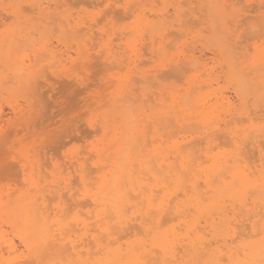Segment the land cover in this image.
I'll return each instance as SVG.
<instances>
[{"label":"bare ground","instance_id":"obj_1","mask_svg":"<svg viewBox=\"0 0 264 264\" xmlns=\"http://www.w3.org/2000/svg\"><path fill=\"white\" fill-rule=\"evenodd\" d=\"M3 1L1 3H3ZM55 1L58 2L59 0H18V5L24 2L28 4L30 3V7H25L27 10L29 8L33 10L35 7L34 10H38V15L44 19H47L45 12H47L50 8L49 3L51 4V2ZM64 1L68 2L67 0ZM129 1L133 2V0ZM145 1V6L153 4V2L150 0ZM184 1L175 0L172 3L162 1L163 5L160 3L162 8L156 11L155 7L154 10L156 12L153 11L155 14L148 17L150 19L151 17L156 18L152 20H149L147 17H145V9L140 10L141 15L137 18V24L131 31V38L127 40L126 47L130 48V50H133L136 43L139 41V37H141V35H143L146 31V33L149 34V37L152 39V42L155 37L159 39L160 50V48H162L161 45H163L161 43L162 41L164 42L165 39V31H167L168 28L166 27V25H168L167 21L171 18L176 19L177 21L180 20L179 17L182 14L181 7L185 5L183 3ZM60 2L56 3L58 4L57 6H64V3L61 5ZM44 3L46 6H43ZM201 3L206 9L205 12H207V17L209 18L208 21H210L212 31L214 33L213 46H215L218 54L217 56L219 57V59H216H218L219 63L222 65V69H225L224 78L233 89V94L237 99L236 101H238L237 105L239 104V108L236 106L238 111L236 112V110H233V103L230 101L232 97L230 98L228 93L226 94L220 92L217 94L216 92L212 93V91L209 90L210 88L212 89L214 86L213 84H219L218 78L215 79L213 77L215 80H209L206 77V81L209 80L206 82L204 81L205 79L200 80L198 75L201 74L197 75L199 77V81L197 78H195L197 76H192L189 78L187 87L185 89L181 90L174 88L173 90L171 89L172 91L165 92L169 97V102L166 101L168 100V97L166 98L165 94L162 93L161 96L164 95L166 99L164 97L163 99L159 100L155 98L154 106L147 105L149 109L146 110L142 109V107L137 108L133 105L134 102H136L134 101L136 99L130 100V98H127L129 96L132 97L133 94H129V96L126 95L129 93L128 90L130 91L133 88L127 89V83L123 79H119L121 80V84H119L118 87L119 94H117V96H115L113 99V101L115 100L113 104L116 103V108L113 107L112 110H110L104 117V138H102L104 140L102 142L100 141L91 150L95 154V158H98V162L96 161L97 164H93V166H98V164L101 163L102 164L98 167H95V171L93 168H88L87 170V163H84L87 158H79L81 160L80 161L75 156V161L77 162L78 160V164L77 166L75 165L76 167H73L74 163L71 165L75 174L77 175L78 181L76 182L79 185L77 183L76 184L80 188H74L75 181L74 184L72 183V180H74L76 177L74 179L72 178L71 180L70 177L64 176L63 173L56 172L57 170H60L58 168L52 169L53 173L56 174H52L51 180L47 181L49 178L46 179L45 177L44 180H42L41 178L43 177L41 176L43 173L41 172L42 174H40L39 167L37 166V168H35L34 162L32 164H29L28 162V165H34L33 168L38 169V171L35 169L33 170L35 173L36 171L39 172L36 173V175L32 172V169L30 170L32 172L31 177L34 175L36 176L34 178L37 180L34 178H28L27 184L29 185L30 189L27 190L26 193H21L20 195L16 194L17 196L13 198L15 192H9V194L12 193L13 195L11 194L8 197L7 193V201L6 196L4 199L6 202L3 203L4 200L1 201L0 264H41V262H44V264H49V262L53 261L57 262V264H59L61 261H63L64 264H69V262H71V264H134V262L138 259L156 262V264H164L165 261L167 264H262V261H264V248L261 246V239L264 237V127H262V122H264V16H258L260 21L258 20L259 23L257 24V20H255L257 16L255 15V25H249L252 28H250L252 32L256 29V31L258 30V33H261L262 35V42L259 45H253V53L251 51L252 54H249L250 52L247 46L246 48L244 46V48L239 47L241 50H238L237 45L235 46L237 43L236 38H239L237 32L239 29L238 22H243V20H239L241 15L232 17L234 11H227L228 7L226 8L225 0H201ZM78 4H80L79 1ZM132 4L134 5V3ZM131 5H129V7ZM203 5H201L200 10L202 9ZM262 5L264 6V4ZM52 6L55 8V5ZM138 7L141 9L143 6L138 5ZM57 8L58 7H56V9ZM73 8L75 9V6L72 7V9ZM14 9L16 10H12L11 12L17 14V7H14ZM110 9L112 10V8ZM122 9H124L123 11L125 12L127 8L125 7ZM128 9L130 10V8ZM195 9L199 11L198 8L195 7L194 10ZM255 10L253 11L255 12ZM24 11L26 10L23 9L22 12ZM28 11H26V13L31 12ZM51 12H47L48 15H51L48 16L49 18L51 17V19L48 18V22L50 23L52 20L49 25H54V21H56V18L54 17L57 15L54 12L53 14L56 16L52 17L53 15ZM76 12L78 14L80 13L78 11ZM21 13L20 15H22ZM121 13L119 15H121ZM238 13L239 12H237V14ZM109 15H112V13H109ZM116 15L118 16V14ZM2 16L4 15L1 14L0 18ZM70 16L62 15L59 19L60 21L57 20L59 25L58 28L55 27V29H59V31H57L60 32V34H65V36L67 34L68 36H73L72 38L70 36V38L74 40L77 45L74 46H76L79 50L78 52L75 51L77 56L80 60H83L88 64L91 59V52L88 53L89 48L86 50L84 49L85 51H83L82 47L85 48L86 45H89L87 44L89 41L92 42L91 37H86V32H84L86 28L83 29L80 26V22H75ZM128 17L124 18L128 19ZM184 17L185 16L183 15V18ZM104 18L105 17L102 19ZM121 18L123 19V16H121L119 19ZM36 19H39V17ZM119 19L118 23L121 21ZM25 20H22V24ZM40 20V23H45V20ZM98 20H100V18ZM227 20L234 22H232L234 24V29H231L227 26ZM197 21L202 20L199 19ZM188 22L190 21L188 20ZM203 22L204 21L201 23ZM40 23L37 25L33 23H27L26 25L25 21V27H21L22 24H17L14 26V28L5 30V33H1L0 67L3 65L4 68H6V71L1 72L3 69H1L2 67L0 68V90H3L4 86L8 84L7 82L10 78L12 82L19 83V85H13L17 86L14 87V89H20L24 84L29 86L32 85L33 81H38L37 75L39 73H43V75L47 74V72H42V70L44 71V68L47 70L45 67L46 65H48L49 68H52L56 64L57 67L60 66H58L59 63L56 60L58 58L55 59V57H59V55H55L57 54L55 52V54L51 53L50 51L52 50L49 49L52 46L50 45L52 43H50V39L48 38L51 37L49 36L46 38V33H41L43 29L42 31H39L41 27ZM45 24L47 31L48 23L46 22ZM242 24H240L239 27L242 26ZM87 25L91 26L90 24H86V26ZM89 26L87 29L90 28ZM247 27L248 26L244 28ZM79 31L83 32L84 35L83 33H79ZM243 31L245 32V29H242V32ZM52 32L55 33L54 29ZM88 32H91V30H88ZM180 32L179 35H182ZM48 33L50 32L48 31ZM126 33L127 32L124 34L128 35L129 32L127 34ZM97 34L98 33L96 32V35ZM173 36L174 35H172V37ZM113 38L115 39V37ZM234 40L236 41L234 42ZM22 42L23 44L25 42V45H22ZM26 43L31 45L30 46L27 44L28 49L31 48V50H33L32 48H34L36 53L39 52V56L38 54L36 55V53L35 55L37 57L34 55L35 60L38 62L32 61L33 65L30 64V60H32L31 56L29 57L30 60H28L27 57L29 55L27 56L26 54L21 53L23 49L22 47L20 48V44L24 49H26ZM170 43L172 44V48L174 43ZM145 44L144 46H146ZM90 46H93V44L91 43ZM110 47L108 46V50L105 49L106 51L105 55L103 54V60L107 64L108 61H110L111 66L113 65L112 63H116L119 68H116V64L113 67L119 70L120 66L124 63L122 62V58H125L124 56L126 55L119 57L118 52H112V50L109 49ZM164 48L168 49L169 47ZM81 50L83 52H81ZM142 52L145 56L146 52ZM28 53L30 54V51ZM45 55L48 56L45 57L46 59L48 58L46 61H50L48 63L45 62L46 64H43L44 62L41 63L43 65H40V67L38 66L39 68L37 69V63L40 62L39 58L41 59V57H43L42 59H45ZM189 55L186 56L188 59L186 58L185 63L186 65L188 64V67L190 65L196 67L198 64L200 67L202 66V62L200 63L199 61L198 63V59L196 60V58H199V56L195 58L193 54L190 57ZM26 59L29 61V64L27 65H25ZM98 59L96 60L98 61ZM154 59L155 58H153V60ZM61 60L62 59H59L60 62ZM126 60L129 59L127 58ZM183 60L181 59L180 62L177 61V63H175L179 66L185 62ZM51 61L52 63L56 62V64L52 65ZM97 61L96 63L98 64L100 60L98 62ZM181 61H183V63ZM148 62L149 61H147V63ZM171 62L173 64V61ZM34 63H36V65H34ZM143 64H145V62ZM150 64H152V62ZM176 64L173 65L174 70L177 68ZM185 64L184 66H186ZM51 65L52 67H50ZM139 65L141 66V63ZM168 65V69H171L172 66L170 67V64ZM184 66L182 67L183 69ZM192 66L190 67L191 69ZM85 67L90 69V66ZM104 67L108 68L106 65ZM40 68H42L41 71ZM109 68L111 69L110 64ZM178 68H181V66ZM198 69L199 68H197L196 71H198ZM162 71L164 72V70ZM165 71L168 70L165 69ZM178 71L180 70L178 69ZM184 71L186 73V70ZM5 72H8L11 75L9 76L10 78ZM97 72H99V70ZM40 74L39 76H42V74ZM47 75L49 76V74ZM159 75L160 74H158V76ZM206 75L208 76V74ZM148 77H139V80L141 79V83L146 85L150 81ZM153 79L150 82L155 80ZM45 80L47 81L46 77ZM129 82L131 83L130 79ZM141 83L139 82V84ZM38 84L33 83V86L29 87L33 88L32 90H35L37 88L34 89V87H36ZM101 85L99 84V86ZM154 85L155 84L153 83V88H155ZM29 87L27 89L32 91L29 89ZM85 87H87V85ZM205 87L207 90L203 91V88ZM97 88L99 87L97 86ZM105 88L107 89V87ZM156 89H158L157 86ZM81 90H83V87L82 89L80 88V92H84ZM151 93L152 92H150V94ZM156 96H158V94ZM95 97L97 96H94V98ZM150 97L151 96L148 98ZM84 98L86 99V97ZM90 100L91 99L89 97V100L86 101V103ZM251 111L253 115H251ZM254 114H257L258 116L255 117ZM222 115H224L225 121H221ZM241 117L248 122V125L243 128L236 124V122L238 123L242 120ZM1 119L2 118L0 115V120ZM235 120L238 121L235 122ZM222 122L224 123L223 126L225 127L222 126ZM94 127L96 128V126ZM86 131H88V129ZM86 131L84 133H86ZM72 132H74V129L70 132V138L73 136ZM78 132L80 133L81 131ZM93 132L94 128L92 130V133ZM90 134L89 136H91ZM90 138L92 139V136ZM219 142L224 146L223 148H221ZM236 144H239L240 147L234 152L233 149L235 148ZM248 145L255 147L254 151L255 154L257 152L259 162L258 165L251 166L252 161L249 160V157L245 154L247 151L244 152V149H248L245 148ZM87 146L90 147V145ZM86 155L88 156L87 153ZM245 155L248 158H246ZM90 156L89 158H94V155L91 154ZM253 158L256 159V157ZM249 161H251V163H249ZM65 165L66 164H64V166ZM47 168L49 167L47 166ZM40 169L43 168L41 167ZM22 170L25 171V169ZM91 171L94 172L92 173ZM14 174L16 177L19 176L17 175L19 174L18 172L17 174ZM38 174L40 175L38 176ZM29 176L30 173L27 177ZM38 177L41 181L38 179ZM85 182L87 183L89 189L87 193L84 192ZM97 197L99 198L98 200L96 199ZM63 198H66L67 202L66 200H63ZM47 200L57 202L52 204L53 202L49 203ZM68 201H70V204ZM87 206L89 207L87 208ZM103 207H106L110 210L109 216L115 215V213L111 211L113 208L120 210L124 207L134 209L135 215L129 211L128 216L124 218L123 227H116L113 225L111 237L108 236L107 232L102 233L104 239L101 243L99 242L97 233L100 232L101 225L106 227L107 224L103 220V212L100 213L101 220H97V210L98 208ZM69 209H71L74 215L78 216V220L71 223L70 225L69 221L71 220V217L68 215ZM65 225L69 226L65 227ZM3 227L10 229L8 230L10 232H8L7 229H3ZM15 239L19 242V246L15 244L16 242L14 243ZM17 246L21 247V249H18ZM4 254L8 255V257L5 255L6 258H4Z\"/></svg>","mask_w":264,"mask_h":264},{"label":"rangeland","instance_id":"obj_2","mask_svg":"<svg viewBox=\"0 0 264 264\" xmlns=\"http://www.w3.org/2000/svg\"><path fill=\"white\" fill-rule=\"evenodd\" d=\"M2 1L3 0H0V16L2 14L5 17L2 16L0 18L1 19L0 20V23H1L0 24V35L3 32L5 33V30H9V29L14 28V26L17 25V24L21 25L22 24V20L26 19L25 20L26 21V25H27V23H29V24L33 23V24L37 25V24H39L41 22L40 19L45 20V23L46 22L48 23L47 24V31H46V24L44 22L40 23V26L42 28L40 27L39 31H42V29H43V31L41 33H44V34L46 33L45 34L46 38H48L49 36L51 37V38H48V39H50L49 40L50 43H52V44H50L52 46L51 47L49 46L50 47L49 49L52 50V51H50L51 53H53V54L57 53L55 55H59L60 58L57 56V57H55V59L58 58L56 60L59 63L58 66L59 65L60 66L59 67L56 66L57 65L56 64L57 61L55 60L56 61L55 63H52V61H51V63H52V65L56 64L55 65L56 67L55 66L52 67V65H51L50 67H52V68H49L48 65H46L45 67H46L47 70H45V68H44V71L42 70V68H40V71L42 70V72H44V73L47 72V74H49V76L47 74L43 75V73H41L42 76L46 75L45 76L46 79H47V81H46L45 77L39 76V74H40L39 73L37 75L38 79L36 78L38 81H35V82L33 81L32 85H29L30 87H32L33 83L34 84H38L39 83L38 85H36V87H34V89L37 88L35 90H32L33 88H30L26 84H24L23 87H21L20 89H14V87H17V86H13V85H17V84L19 85V83L12 82V80H10L11 78L9 77L11 75L8 72H5L6 74H8V77L10 78L9 80L11 82L7 78V80H8L7 83L8 84L4 86L3 90L2 89L0 90V115H1V118H2L0 120V154H3L4 152H8L9 154H14V155H16L17 157L20 158L22 163L16 164L15 165L16 167L14 166L15 169H13L11 176H8L5 173H3L2 171H0V202L5 199V196H6V201H7V193H8V197H9V195L12 194V193L9 194V192H13V193L15 192L13 198H15L17 195H20L21 193H26V191L30 189L29 185L27 184L28 183V178L29 179L30 178L33 179L34 177H36L34 175H33V177H31V175H32L31 173L32 172L35 175H36V173H39V172H40V174L43 173L42 176H41V177H43V178H41L42 180H44V177L46 179L49 178V179H47V181L51 180L52 179V174H56V173H53L52 169H54V168L60 169V170H57V169H55V170H57L56 172L63 173L64 176L70 177L71 180H72V178L74 179L76 177L75 178L76 180L75 179L72 180V183L74 184V181H75L74 188H77V189L80 188L79 186H77L78 183L76 181H78V179H77V175L75 174L74 169H73V167L75 165L77 166V164H78V160H77V162L75 161L76 157L78 159L79 158H87V160L85 159L86 161L84 162L85 164L87 163L86 164L87 170H88V168H90V169L93 168L94 171H95V169H96L95 167H98L99 165L102 164L101 163V164H98V166L97 165L93 166V164H97L98 158H95V154L91 150L100 141L102 142L104 140V139H102V138H104V128H103L104 127L103 126L104 125V117L107 115V113L110 110H112L113 107L116 108V103L113 104V102L115 101V100L113 101V99H114L115 96H117V94H119V88L118 87H119V84H121V80H119V79H123L127 83V87H128L127 89H132L133 88L130 91L128 90L129 93L126 94L128 96H129V94L130 95L133 94L132 97L131 96L127 97V98H130V100L136 99V100H134L136 102H134L133 105L135 107H137V108L138 107H142V109L146 110V109H149L147 107V105L148 106L149 105L154 106V104H155L154 99L155 98H157V100L163 99V97L165 98V96L167 98L168 96L166 95L165 92L172 91L174 88L181 89V90L185 89L187 87V82H188L189 78L192 77V76L194 77V76H197L198 74H201V75H198V76L200 77V80L205 79L204 81H206V77L209 80L210 79H214V78L215 79L218 78L219 84L218 85L213 84L214 86L212 87V89L210 88L209 90L212 91V93L216 92L217 94H219L220 92H223V93H226V94L228 93L230 98L232 97V99H230V101H231V103H233V110L234 111L236 110V112L238 111L237 108H239V106H238L239 104L237 105L238 101H236L237 99L235 98V96L233 94V89H232L231 85L225 81V78H224L225 69H222V65L218 61L219 57L217 56L218 54H217V51L215 49V46H213V44H214V39H213L214 33L212 31V27H211L210 21H208L209 18L207 17V12H205L206 9H205L204 5L201 3V0H198V1L192 0L193 2L191 0H187V1L186 0L185 1L181 0V1H184L183 3L185 4V5H183L181 7L182 8V14L185 17L187 16L186 17L187 21H186L185 17H184L185 18V20H184L182 14H181L182 17H181V15L179 17V19H180L179 21H177L176 19H173V18H171V19H169L167 21L168 25H166V27H168V28H167V31H165V37H164L165 39H164V42L162 41V43H161L163 45H161L162 48H160V50H159V42H160L159 39L155 37L153 39V42H152V39L149 37V34H147L146 31H145V33L143 35H141V37H139V39H138L139 41L136 43V45L133 48V50H130V48L126 47V42H127V40H129L131 38V34H132L131 31L137 24L138 16L141 15L140 14L141 13L140 10L145 9L144 14L148 15V16L145 15V17H147V19H149V20L156 19L154 17H151V19L148 18V17H150V15L155 14V12L157 10L162 8L163 2L166 1L167 3H172L175 0H170V1H168V0H158V1L157 0H154V1L150 0L151 2H153V4H149L148 5V3H147L148 6H145V4H146L145 0H142V1L141 0H133V2H130L129 0H117V1L116 0H114V1L113 0L112 1L111 0H104V1L102 0L103 2L99 1V0H95V1L94 0L93 1L92 0H86V1L85 0H83V1L82 0H73V1L71 0L72 3L70 2V0H67L72 5L70 3L64 1V0H59L58 2H56V1L55 2L59 3L60 1L61 2L63 1L62 3L60 2V4L62 5L64 3V6L63 5L62 6H57L58 4H56L55 2H51L52 5H55V8H54V6H52L49 3L50 8L47 11L48 13H49V11L50 12L52 11L51 12L52 15H53L52 17L57 15L56 17H54V18H56L55 19L56 21H54L55 22L54 25H52V24L49 25L52 22V20H51L50 23L48 22V20L51 19V17L49 18L48 16H51V15H48L47 12H45V15H46L47 19H44L43 17L39 16L38 15V10L37 9L34 10L35 7L33 8V6H32L33 10H31L29 8L30 10L29 9L28 10L31 11V12L30 13H26V11H28L26 8L31 6L30 3L29 4L26 3V2L21 3L20 5H22L23 9L26 10V11L22 12L21 9L17 7V14H14L11 11L12 10H16V9H14L13 6L14 5L18 6V4H19L18 0H6V2L4 0L3 3H1ZM78 1H79L80 4H78ZM96 1H98V2H96ZM218 1H221V0H218ZM66 3H68V4H66ZM132 3H134V5ZM241 3H243V4H241ZM106 4H112V5H124L125 4L124 6L127 8L125 10V12L123 11L124 9H122V8H125V7H119V6L112 7V10L110 8H106L107 10L104 9L105 13L107 14V18L113 19V20L115 19L114 21H116L115 22L116 23V27L115 28H111L110 27L112 30L109 28V30H108L109 32H107V34L104 31L101 30L104 27L103 23L100 24L99 28H97L94 24H91L92 23L91 15H94L95 13H99L101 8H102V6L106 5ZM200 4L203 5L202 9H201L202 11L200 10V8H201ZM262 4H264V3H262V0H244V1L243 0L242 1H240V0H225L226 8L228 7L227 11L228 12L234 11V13L232 14V17H234L236 15L237 16H239V15L242 16V17L240 16L239 20H243V22H242L243 24L241 23V21L238 22V24L239 25L242 24V26L239 27V25L237 24L238 28H239L237 30L239 38L238 39L236 38L237 43L235 44V46L236 45L238 46V50H241V48H244V47L246 48V46H247V48H249V52H250L249 54H252L253 53V45H259L262 42L261 33H258V30L256 31V29L253 30V32H252L251 31L252 28L249 26L251 24L255 25V20H257V24H258L259 23L258 20L260 21L258 16H260V15L264 16V14H263L264 13V9H260V8H264V6ZM69 5H71V6H69ZM129 5H131V6L129 7ZM138 5L143 6V7L141 9H139ZM158 5H159V7H158ZM43 6H46V4L44 3ZM74 6H75L76 10L74 8L72 9V7H74ZM152 6H154V7H152ZM56 7H58V8L56 9ZM155 7H156V11L154 10ZM191 7H193V8H191ZM195 7L198 8L199 11L197 9L194 10ZM4 8H6V9H4ZM128 8H130L131 11ZM120 9H121V11H120ZM80 10H82V11H80ZM185 10H186V14H185ZM253 10H255V12ZM76 11H78L80 13L78 14ZM112 11H114V12H112ZM128 11H130V12H128ZM153 11H155V12H153ZM183 11H184V13H183ZM54 12L56 13V15L53 14ZM121 12H123V13H121ZM237 12H239V13L237 14ZM20 13L22 15H20ZM70 13H71V16H70ZM109 13H112V15H109ZM120 13H121V15H119ZM147 13H149V14H147ZM116 14H118V16H120V17L123 16L124 20L122 18L119 19L120 17H118ZM15 15L18 16V17H16ZM62 15H64V16L65 15L66 16L69 15L72 19H74L75 22L76 21L80 22V24H81L80 26L83 29L84 28L87 29V27L89 26V25L86 26V24H90L91 25V26H89L90 28L87 29V30L85 29L86 31L84 30V32H86V34H85L86 37H91V41L92 42L89 41L87 43V44H89L88 46L86 45L85 48L82 47L83 51H85L86 49L89 48L88 53L91 52L90 54L92 56V57L90 56V58H91L90 61H89L90 63L88 62V64H87V62H84L83 60H80L79 57L77 56L76 52H78L79 50L77 49V47H76L77 45L74 42V40L71 39L73 37L72 35L69 34L71 36V38H70V36H68V34L66 35L68 37H66L65 34H60V32H58L59 29H57L58 31L55 29V27L58 28V25H59L58 23L59 22L57 20H59ZM255 15L258 17V19H257V17ZM10 16H11V18H10ZM19 16H20V18H19ZM38 17H39V19H36ZM124 17H128V19L124 18ZM200 17H203V18H200ZM255 17H256V19L254 20ZM2 18H4V19H2ZM5 18H6V20H5ZM99 18H100V20H105V18L102 19L103 17H97V19H99ZM117 18L119 20H121L119 23H118V19ZM199 19L204 21V22L201 23L202 21H197ZM188 20L190 22H188ZM25 21H23V24H22L21 27H25V24H24ZM182 21H184V22H182ZM181 22H182V24H181ZM232 22L233 21H231V20H227V26L229 28H231V29H234V24H233L234 22L233 23ZM174 24H175V26H174ZM181 26H183V27H181ZM246 26H248V27L244 28ZM241 28L243 30L245 29V32L244 31L242 32ZM53 29H54L55 33L52 32ZM177 29H178V31H177ZM88 30H91V32H88ZM48 31L51 34L48 33ZM96 32L98 33L97 35H96ZM125 32H127V33L129 32L128 33L129 36L125 35L124 34ZM179 32L182 35H179ZM79 33H83V32L79 31ZM176 33H178V34H176ZM88 34H90V35H88ZM114 34H116V35H114ZM256 34H258V35H256ZM83 35H84V33H83ZM105 35H107V36H105ZM172 35H174L173 37L175 39L172 37ZM112 36L115 37V39ZM178 37H179V39H178ZM253 37H256V38H253ZM258 37H260V38H258ZM118 38H119V40H118ZM68 39H69V41H68ZM102 39L103 40L105 39V40L103 41ZM243 39H244V41H243ZM98 40H99V42H98ZM236 40H234V42ZM240 40H241V42H240ZM108 41L109 42L112 41V42L109 43ZM170 42L174 43L172 48H171L172 44ZM91 43L93 44V46H90ZM145 43H147V44H145ZM27 44L28 43H26V49H24L23 46H22V45H25V42H24V44L22 42V45L20 44V48L22 47V49H23V50L21 49L22 50L21 53L22 54H26L27 56L29 55L27 57L28 60H30L29 57L31 56V59H32V60H30L31 62L32 61L38 62V61L35 60V57H34V55L36 53V51H34L35 49L34 48H32L33 50H31V48L28 49V45H30V44H28V45ZM144 44L146 46H144ZM165 44H167V45H165ZM74 45H76V46H74ZM94 45H96V46H94ZM154 45H155V47H154ZM108 46L109 47L111 46L109 49H111L112 52H116L117 51L118 54H119V57H123L122 55H126L127 58L129 59V60H126L127 59L126 56H124L125 58H122V62H124V63L123 64L121 63L122 65L119 64V65H121L120 69H119L121 71L116 69V68H119V66H117L116 63H112L113 65L111 66L110 61H108V64H107L103 60V57H104L105 51H106L105 49L108 50ZM164 47H167V48L169 47L170 49L169 48L165 49ZM176 47L179 48V49H177ZM239 47H241V48L239 49ZM127 50H128V52H127ZM154 50H155V52H154ZM29 51H30V54L28 53ZM83 51L81 50V52H83ZM142 51H144V53L146 52L145 56H144ZM251 51H252V53H251ZM98 52H100V53H98ZM194 52H195V54H194ZM37 54L39 56V52L36 53V55ZM148 54H150V55H148ZM192 54L194 55L195 58L197 56H199V58H196V60L198 59L197 60L198 63H199V61H200V63L202 62V64H201L202 66L201 67H200L199 64L196 67H194L192 65H190L188 67V64L187 65L185 64L186 63V58L188 59V57H186V56L189 55V57H190V56H192ZM94 55H95V58H94ZM157 55H158V57H157ZM46 56L47 55H45L44 58ZM96 57H98L99 59L96 58ZM33 58H34V60H33ZM42 58L43 57H41V59L39 58L40 62L37 63V69L40 67V65L46 64V63H48L50 61V60H48V62L46 61L48 58L47 59L46 58L42 59ZM153 58H155V59L153 60ZM216 58H218V59H216ZM27 59L25 61V65L29 64V61ZM59 59H62L63 62H62V60L60 62ZM96 59H98V61L100 60V62L98 64L96 63V61H97ZM181 59L182 60L184 59L183 61H185V62L183 63V61H181L183 64L178 66L176 63H177V61L180 62ZM91 60H93V61H91ZM155 60H156V62H155ZM102 61H104L103 62L104 64L101 63ZM147 61H149V62L147 63ZM150 61L152 62V64H150L151 63ZM171 61H173V64H172ZM31 62H30V64L33 65V62L32 63ZM144 62H145V64H143ZM41 63H43V64H41ZM60 63H63V64H60ZM76 63H78V64H76ZM91 63L92 64L95 63V64H93L94 66ZM140 63H141V66L139 65ZM174 63L177 65V68L181 66V68H178L181 72L178 71L177 68H175V70L173 69L174 68L173 65H175ZM101 64H103L104 66L105 65L108 66V68L107 67L105 68ZM109 64H110L111 69L109 68ZM115 64H116V68L113 67V66H115ZM146 64H148V65H146ZM168 64H170V67L172 66L171 69H168V66H169ZM184 64L186 66H184ZM34 65H36V63H34ZM182 65L184 66V69L182 68L183 67ZM85 66H87V67L90 66L89 67L90 69L86 68ZM191 66H192V69L190 68ZM1 67L0 68L3 69V70H1V72L2 71H6V68H4L3 65H1ZM135 67H136V69H135ZM193 67H194V69H193ZM219 67H220V69H219ZM132 68H133V70H132ZM195 68L196 69L199 68L198 71H196ZM156 69H159V70H156ZM165 69L168 70V71H165ZM203 69H205V70H203ZM98 70H99V72H97ZM162 70H164V72ZM184 70H186V73H185ZM191 70H193V71H191ZM212 70H213V72H212ZM161 71H162V73H161ZM214 71H216V72H214ZM218 71H219V73H218ZM175 72H176V74H175ZM183 73H185V74H183ZM158 74H160V75L158 76ZM177 74H179V75H177ZM181 74H182V76H181ZM206 74H208V76ZM216 74H218L219 77ZM148 76H150V77H148ZM198 76L195 77V78H197L198 81H199V77ZM201 76L202 77L205 76V77L202 78ZM139 77L140 78L141 77H148L150 81L154 78L156 81L154 79H153L154 81H152V82L147 80L149 82H148V84H146L147 85L146 86L144 83H141V81H140L141 79L139 80ZM62 78H63V80H62ZM165 78H167V79H165ZM129 79H130L131 83L129 82ZM169 79H171V80H169ZM197 79H195V80H197ZM100 80H103V81H100ZM163 81H165V82H163ZM173 81H176V82L178 81L179 83L178 82L176 83V82H173ZM208 81H206V82H208ZM139 82L141 84H139ZM156 82H157L158 85L156 84ZM172 82H173V84H172ZM153 83L155 84L154 85L155 88H153V86H152ZM83 84H84V86H83ZM99 84L100 85L102 84L101 86H103V87L99 86ZM42 85H44V86H42ZM86 85H87V87H85ZM183 85H185V86H183ZM21 86H22V83H21ZM97 86L100 89L97 88ZM156 86H157V88L159 90L156 89ZM28 87L32 91H29L27 89ZM82 87H83V90H81V91H84V89L86 88L85 91H84L85 93L84 92H80V88L82 89ZM105 87H107V89ZM69 88H70V90H69ZM140 88H142V89H140ZM76 89H79V90H76ZM127 89H126V91H127ZM136 90H137V92H136ZM141 90H143V91H141ZM204 90H207V88L206 87L203 88V91ZM147 91H148V93H147ZM150 92H152L153 94L152 93L150 94ZM162 93L165 94V96L164 95L161 96ZM96 94H98V95H96ZM155 94L156 95L158 94V96H156ZM94 96H97V97L94 98ZM149 96H151V97L148 98ZM84 97H86V99ZM89 97H90L91 100L89 102H87L88 103L87 104L86 101L89 100ZM167 99L168 100H166V101L169 102V97ZM142 100H143V102H142ZM149 100H151L152 102L149 101ZM91 101H92V104H91ZM144 101H147V102H144ZM85 104H87V105H85ZM236 106H237V108H236ZM14 108H15V110H14ZM250 110H251V108H250ZM251 115H253L252 111H251ZM257 116L258 115L256 114L255 117H257ZM252 117H254V116H252ZM223 120H224V115L221 116V121H223ZM236 121H238V120H235V122ZM241 121L238 122V123L236 122V124L239 127L243 128L246 125H248V122L245 119L242 118ZM223 125H224V123L222 124V126ZM78 126H79V128H78ZM86 126H87V128H86ZM94 126H96V128ZM223 127H225V126H223ZM93 128H94V132L92 133ZM73 129H74V132H72L73 136H72V138H70L71 137L70 132ZM79 129H81V130H79ZM87 129H88V131H86ZM95 129H96V131H95ZM78 131H81V132L79 133ZM85 131H86V133L88 132L89 134L91 132L90 135L92 136V139L90 138L91 136H89L88 133L87 134L84 133ZM69 135H70V137H69ZM84 135H86V136H84ZM87 135L89 136L90 139L88 138ZM82 140L85 141V142H83ZM81 145H83V146H81ZM87 145H90V147H88ZM220 145H221V148L224 147L221 143H220ZM86 147H87L88 151H87ZM219 148H220V146H219ZM245 148L250 149V150H248V149L245 150L244 149V152L247 151V152H245V154L249 158L246 155H245V157L252 161V163H251V161H249V163H251V166L252 165H258L259 162H258L257 152L255 154V151H254L255 147L252 146V145H248ZM82 152H83V154H82ZM86 153L88 154V156L86 155ZM91 154L94 155V158H89V156ZM81 155H82V157H81ZM72 157H75V158H72ZM90 157H93V156H90ZM250 157H252V158H250ZM253 157H256V159L253 158ZM28 162H29V164H32L34 162L35 166L34 165H28L27 164ZM63 162H64V164H66L65 166H64ZM65 162H67V163H65ZM75 162H76V164H75ZM93 162H95V163H93ZM73 163H74V165L72 167L71 165ZM43 164L45 165V167H44ZM59 164H60V167H59ZM82 164H83V161H82ZM89 165H90V167H89ZM33 166L35 168H37V166H38L39 167V172H37L38 169L33 168ZM40 166L43 169H40L41 168ZM47 166L49 168H47ZM61 166H63V167H61ZM22 169H25V171L26 170L27 171L25 172ZM31 169H32V172L30 171ZM34 169L37 170L36 173H35V171H33ZM64 169H65V172H64ZM55 170H54V172H55ZM17 172L19 174H17ZM44 172H45V174H44ZM89 172H90V170H89ZM14 173H16L17 175H19L21 177H19V176L16 177ZM29 173H30V176L27 177ZM40 174H38V176ZM63 174H61V175H63ZM45 175H47V176H45ZM64 178H66V177H64ZM17 179H19V180H17ZM38 179L40 180L39 177H38ZM35 180H37V179H35ZM16 181H17V183H16ZM73 184H72V187H73ZM28 192H30V191H28ZM31 194H33V193H31ZM63 200H66V198H63ZM6 201L4 200L3 203L6 202ZM47 201L49 203L53 202L52 204L57 202V201L54 202V201H50V200H47ZM66 202H67V200H66ZM69 202L70 201H68V203ZM49 203H47V204H49ZM1 204H2V202L0 203V206H1ZM88 207L89 206H87V208ZM87 208H85V209H87ZM85 209H83V210H85ZM3 229L6 230L7 228L3 227ZM8 230H10V229H7V231ZM8 232H10V231H8ZM10 237H12V236H10ZM14 243L19 246V242L16 239L14 240ZM19 248L21 249V247H18V249ZM5 255L6 254H4V258L8 257V255H6V257H5Z\"/></svg>","mask_w":264,"mask_h":264},{"label":"snow or ice","instance_id":"obj_3","mask_svg":"<svg viewBox=\"0 0 264 264\" xmlns=\"http://www.w3.org/2000/svg\"><path fill=\"white\" fill-rule=\"evenodd\" d=\"M262 3H264V0H262ZM116 6L125 7L124 5L106 4V5L102 6L99 13H95L94 15L91 16L92 23L97 28L100 27L101 23H103L104 27L101 30L104 31L106 34H107L110 27L111 28L116 27V23L114 20L107 18V14L105 13L104 9L112 8V7H116ZM13 7H18L21 9V11L23 10L22 5L13 6ZM97 17H105V20H98ZM262 127H264V122H262ZM239 147H240V145L236 144L233 151L234 152L237 151L239 149ZM20 163H22V161L20 160L19 157H17L14 154H9L8 152H4L3 154H0V171H2L3 173H5L8 176H11L12 171L14 169V166L16 164H20ZM88 191H89L88 185L85 182L84 183V192L87 193ZM96 199L98 200L99 198L97 197ZM111 211L115 213L114 216H109L110 210L106 207L98 208V210H97V220L98 221L101 220L100 213L103 212L104 213L103 220L107 224L106 227L104 225H101L100 232L97 233V237H99V242H101V243L103 242V239H104V236L102 235V233L107 232L108 236L111 237L113 225H115L116 227H123L124 226V218L128 216L129 211H131L133 213V215H135V210L130 209L128 207H124L123 209H120V210L113 208ZM68 215L71 217V220L69 221V225L71 223L75 222L76 220H78V216L74 215L72 213L71 209H69ZM69 225H65V227H68ZM97 237H94V238H97ZM43 242H46V241H43ZM261 246H262V248H264V237H262V239H261ZM41 264H44V262H41ZM49 264H57V262L53 261V262H49ZM59 264H64V262L61 261V262H59ZM69 264H71V262H69ZM134 264H156V262H149L146 260L138 259L134 262ZM164 264H167V262L165 261ZM262 264H264V261H262Z\"/></svg>","mask_w":264,"mask_h":264}]
</instances>
